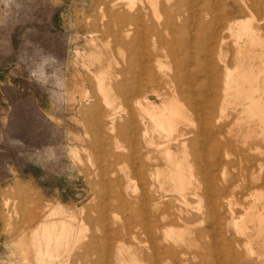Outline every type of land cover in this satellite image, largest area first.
Instances as JSON below:
<instances>
[{
	"label": "rangeland",
	"instance_id": "obj_1",
	"mask_svg": "<svg viewBox=\"0 0 264 264\" xmlns=\"http://www.w3.org/2000/svg\"><path fill=\"white\" fill-rule=\"evenodd\" d=\"M151 1L0 0V264H27L22 244L31 240L33 232L59 204L64 214L80 226L78 240L72 233L59 259L45 264H136L137 258L139 264H172L173 260L175 264H186V260L180 261L185 258L189 259L187 264H228L232 261L230 254L234 256L237 251L245 256H239L240 264H264V249L261 254H251L247 236L239 232L230 237L215 232L197 238L184 232L183 239L167 244L168 252L171 249L178 257H169L161 244L159 262L150 259L152 249L146 230L149 208L138 200L141 185L133 177L145 159H136L131 137H122L119 128L130 122L128 111L134 108V97L130 95L134 87L154 83L153 76L137 73L136 67L147 65L149 73L153 69L157 74L158 62L164 68L170 62L163 51L158 59L151 55L156 47L152 39L155 14L166 16L169 10L165 0H157L156 8ZM140 9L148 15L144 22L132 18ZM222 9L231 14L237 5L229 0ZM127 27L132 28V35L122 31ZM193 34L189 31L188 36ZM120 36L127 45L118 42ZM166 38L173 36L168 34ZM133 39H142L143 46L133 45ZM196 40L191 55L203 52L199 34ZM156 42L160 45L159 40ZM224 45L223 57L228 60L231 44ZM101 71L112 83L113 125L107 120L110 111L105 109L99 88L97 75ZM123 81L129 100L119 97L113 83ZM142 95L156 103L163 100L162 95L149 89ZM227 112L232 124L236 116L242 115L233 107ZM245 123L243 131L251 130ZM252 126L254 132L248 133L247 140L250 154L258 158L257 165L248 170L245 160H240L234 150L230 158L235 164L224 175L227 181L236 180L228 192L237 216L252 203L251 194L264 192V133L259 126ZM241 145L240 140L236 147ZM252 173L257 177L250 178ZM194 200L189 209L185 205L186 210H206L205 200ZM258 202L255 209L263 210L264 204ZM198 221L195 224L200 229L210 226L204 218ZM38 238L44 241L41 233ZM232 238L244 240L247 250L245 244L237 246ZM260 240L252 246L255 251L261 249ZM232 243L238 248L234 249Z\"/></svg>",
	"mask_w": 264,
	"mask_h": 264
},
{
	"label": "bare ground",
	"instance_id": "obj_2",
	"mask_svg": "<svg viewBox=\"0 0 264 264\" xmlns=\"http://www.w3.org/2000/svg\"><path fill=\"white\" fill-rule=\"evenodd\" d=\"M228 1L165 0V6L169 9L166 16H160L159 12H156L155 21L152 19V39H155L153 44L156 47L151 55L158 59L159 53L163 51L170 57L169 65L164 68L158 62L157 74L153 69L149 73L147 65L136 67L137 73L153 76L154 83L145 87H134L133 92L129 93L134 97V108L128 111L130 122L118 127L122 137H131L130 144L136 159H145L141 166L138 164L133 177L139 179L141 185L137 198L143 204H138L149 208V214L146 215L149 228L147 226L146 230L150 237V259L153 263L158 261L161 244L169 253V257H173L174 251L169 249L168 252L167 244L183 239L184 232L193 233L194 238L204 234L213 236L215 232L217 236L224 234V237H230L229 235L239 232L247 236V243L232 238L237 246L241 242L249 243L247 246L251 254H261L264 249V205L263 210L255 209L258 201L264 204V192L257 191L253 196L251 194L254 198L252 203L244 214L237 216L232 205L233 199L228 192V188L232 186L230 184L236 180L227 181L224 178L226 170L235 164L234 159L230 158L234 150L239 153L240 160H245L248 170L257 165L258 158L250 154L247 136L250 131L254 132L252 125L259 126L260 132L264 133V0H232L237 9L231 14L222 9ZM151 2L152 7L156 8L157 0ZM205 14L209 17H205ZM132 18L144 22L148 15L140 9ZM139 28L142 32V28ZM131 30L132 28L127 27L122 31L129 35ZM133 31L140 35L139 31ZM189 31H193V37L188 36ZM168 34L173 38L167 39ZM197 34L203 52L200 55H191V48L197 42ZM227 37H230L231 41ZM118 42L122 43V46L127 43L122 36ZM142 42V39H133L132 44L139 47L143 46ZM224 44H231L230 51L228 48L229 53L231 52L228 60L223 57V47H226ZM103 72L101 71L102 74L97 75V78L99 88L104 94L105 109L110 111L107 113V120L113 125L112 83L108 82L110 77ZM113 83L120 93L119 97L129 100L126 82ZM201 85L205 86V89ZM145 89L162 95L161 103L142 95ZM230 107L242 113L235 117L234 124L229 121L227 111ZM238 120L240 122L237 123ZM251 121L254 122L252 125ZM245 122L249 129L252 127L251 130H245L247 132L242 129ZM130 123L133 124L131 128L128 127ZM149 125L151 129L147 128ZM235 126L239 128L236 129ZM240 140L242 147H236ZM255 145H258V142ZM258 164H261V161ZM250 175V178L257 177L254 173ZM131 181L133 180L129 182ZM194 199L198 202L205 200L206 210L199 208L196 213L186 210L185 205L188 207L196 201ZM209 207H213L214 211L211 212ZM136 213L139 217L138 224H141L140 213ZM46 218L38 230L33 232L31 240L22 244L27 264H32L33 261L45 264L58 260L71 240L72 233L75 234L73 238L78 240L80 226L73 223L72 216L64 214L62 205L52 208ZM201 218H204V222L210 221V226L200 229L197 224H202L198 221ZM251 225L255 229L251 230ZM187 228L191 231H186ZM39 233L44 236V241L39 240ZM258 239H261V249L255 251L252 246ZM237 246L233 248L236 249ZM235 253L234 256L230 254L232 261L228 264H240L241 252ZM185 260L187 264V258L180 261ZM134 261L139 264L138 258ZM175 261L173 260L172 264H175Z\"/></svg>",
	"mask_w": 264,
	"mask_h": 264
}]
</instances>
